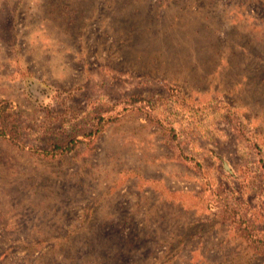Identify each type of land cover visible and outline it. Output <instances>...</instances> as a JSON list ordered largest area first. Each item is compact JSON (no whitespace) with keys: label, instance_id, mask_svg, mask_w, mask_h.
<instances>
[{"label":"rangeland","instance_id":"obj_1","mask_svg":"<svg viewBox=\"0 0 264 264\" xmlns=\"http://www.w3.org/2000/svg\"><path fill=\"white\" fill-rule=\"evenodd\" d=\"M0 100V264H264L207 191L264 232V0H0Z\"/></svg>","mask_w":264,"mask_h":264},{"label":"trees","instance_id":"obj_2","mask_svg":"<svg viewBox=\"0 0 264 264\" xmlns=\"http://www.w3.org/2000/svg\"><path fill=\"white\" fill-rule=\"evenodd\" d=\"M145 102V99L141 97H131L130 99H128V101L125 102V107L123 108L125 110L136 108H139L141 110V108L144 107ZM102 129L103 126L99 122L97 127H95L93 129L94 131L92 132H99ZM235 129L237 128L234 127L233 130L236 131ZM176 131L177 129H169V131H165L163 133V140L165 144H167L172 150L176 160L186 165L191 164V162L193 161L195 163H192V167L196 171V173H203V165H201L196 160H193L187 153H185L181 149L180 145L175 142V137H177ZM242 132L243 131H240L239 129L238 131H236V136L241 138L242 140H246V137L244 135L245 133L243 132V134ZM69 137L71 138L68 139V141L60 143V145H58V143H54L53 147H51L50 149L52 150L51 153L54 152V154H66L74 150L79 142L76 141V135L73 134V136ZM0 138L7 139L11 142H14V144L17 143L18 139L17 115L13 112V106L8 100H0ZM64 140H66V138ZM250 144L255 145L256 148L258 147V154L262 153V150L259 147L263 146L261 145L262 143L256 144L250 142ZM261 182L264 185V174H261ZM207 186V188H209L207 189V191L211 188V193L214 195V192H216V194L218 195V199H214V202L216 204V206H214L215 208H217L216 218L222 223H229L233 227L235 236H238L241 240H243L249 250H251L255 255L264 259V232H262L258 228L257 222H253V218L258 219V221L261 220V218L256 214H254L253 217L251 215L250 208L243 206V204H241L240 202H233V199L230 196L213 190L212 187H209V184H207ZM203 192L204 193H198L196 197L202 199V196L206 194L205 190ZM262 193H264V190L262 191ZM262 210L264 212V209Z\"/></svg>","mask_w":264,"mask_h":264}]
</instances>
